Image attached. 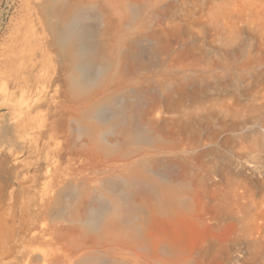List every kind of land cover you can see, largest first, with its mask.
<instances>
[{
    "label": "rangeland",
    "instance_id": "rangeland-1",
    "mask_svg": "<svg viewBox=\"0 0 264 264\" xmlns=\"http://www.w3.org/2000/svg\"><path fill=\"white\" fill-rule=\"evenodd\" d=\"M47 2L0 0V71L24 37L43 64L41 93L0 72V210L53 232L29 264H264V0H56L98 43L87 86Z\"/></svg>",
    "mask_w": 264,
    "mask_h": 264
},
{
    "label": "bare ground",
    "instance_id": "bare-ground-1",
    "mask_svg": "<svg viewBox=\"0 0 264 264\" xmlns=\"http://www.w3.org/2000/svg\"><path fill=\"white\" fill-rule=\"evenodd\" d=\"M46 4V9L53 15L59 14L62 19L61 24L50 22V28L55 32V41L62 51L74 53L77 60V68L81 75L78 83L81 86H87L89 78L95 69V62L98 59V43L93 37L91 26L82 22L83 17L81 11L78 9L75 13L68 16L64 11L58 12L60 2L48 0ZM29 39L28 37H24L20 40V43H16L17 49H12L13 52H17L16 55L12 54L13 56L11 57L8 54L5 57L6 59L0 72L7 76V80L13 76L16 87H20L24 91H28L29 89L32 92L41 93L44 87L43 74L40 73L43 69V64L39 67L40 62L34 60V53L26 54L28 50L25 44L29 43ZM9 46L11 47L12 45ZM17 65H19L17 67L19 73L13 75L15 72L14 68ZM35 100L38 102L40 99L36 98ZM90 114L97 119L98 117L103 119L112 118L118 123L127 121L128 119L121 108H109L108 105L96 106L90 110ZM137 125L133 137L141 140L150 139L148 131L143 129L140 123H137ZM130 184V182H127L125 186L128 187ZM156 190L159 195L158 198L161 201V206L168 208L183 205L181 201L182 196H174L166 189L156 187ZM123 194H127L125 190H123ZM107 207L108 201L101 199L100 203L91 210L87 218V222L91 227L98 225L99 221L104 217ZM15 208L16 205H10L9 209L0 210V264H29L34 255L38 253H42V256L46 260H49L51 255L49 254V249H43L39 243L44 241L47 245L50 244L53 232L40 223L39 213H32V211H28L27 209H23L21 213H18ZM49 212L50 208H47L45 214ZM86 229L88 230L89 228ZM87 230L80 229L79 231L85 233L88 232Z\"/></svg>",
    "mask_w": 264,
    "mask_h": 264
}]
</instances>
